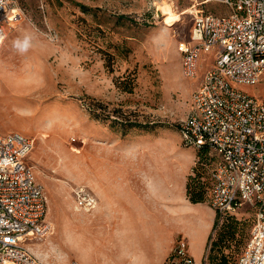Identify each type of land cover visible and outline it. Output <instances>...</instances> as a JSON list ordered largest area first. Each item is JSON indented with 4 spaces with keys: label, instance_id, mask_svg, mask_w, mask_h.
Masks as SVG:
<instances>
[{
    "label": "rangeland",
    "instance_id": "obj_1",
    "mask_svg": "<svg viewBox=\"0 0 264 264\" xmlns=\"http://www.w3.org/2000/svg\"><path fill=\"white\" fill-rule=\"evenodd\" d=\"M217 1L206 5L205 11L230 13L228 6ZM13 2L22 18L8 28L0 44V131H16L33 139L28 163L44 188L46 221L61 220V231L30 241L27 246L37 264H71V257L66 253L69 233L64 232L63 225L77 214L73 208L74 191L87 189L81 183V154L87 143L93 146L96 143L95 138L87 136V122L97 115L95 111L100 113L105 109V113L99 114L101 119H111L110 113L115 111L117 123L123 125L152 123L177 128L188 109L189 90L197 81V77L196 80L186 78L181 73L177 50L178 44L187 42L190 36L192 2ZM167 3L181 14V20L170 27H165L162 16V7ZM118 16L124 19L118 20ZM26 35L32 37L31 47L21 54L14 45ZM210 62L211 56L203 55L198 70ZM242 90L247 93L250 90L252 95L264 100V80ZM208 170L203 171L205 202ZM214 212L210 205L196 208L190 223H181L184 229H195L191 254L197 264H201L202 249L198 240L202 231L193 219L199 215L204 221ZM185 215H176V219H183ZM228 216L233 219L234 238L229 239L228 235L220 238L224 220H218L210 237L206 264H212L211 255L217 256L219 252L230 255L228 264H237L255 213L253 208L244 205Z\"/></svg>",
    "mask_w": 264,
    "mask_h": 264
},
{
    "label": "built area",
    "instance_id": "obj_2",
    "mask_svg": "<svg viewBox=\"0 0 264 264\" xmlns=\"http://www.w3.org/2000/svg\"><path fill=\"white\" fill-rule=\"evenodd\" d=\"M210 1L191 0L190 36L178 44L184 77L197 76L201 54L213 53L214 63L177 128L184 147L213 156L208 204L218 220L244 205L254 209L238 264H264V100L242 90L264 79V0H219L230 9L225 15L204 12ZM21 18L13 0H0V44ZM33 147L28 136L0 132V264H37L27 243L52 232L44 188L28 163ZM73 195L81 210L96 205L87 189ZM166 264H196L186 238L175 240Z\"/></svg>",
    "mask_w": 264,
    "mask_h": 264
},
{
    "label": "crops",
    "instance_id": "obj_3",
    "mask_svg": "<svg viewBox=\"0 0 264 264\" xmlns=\"http://www.w3.org/2000/svg\"><path fill=\"white\" fill-rule=\"evenodd\" d=\"M203 55H210L211 62L197 70L189 100L214 63L213 53L201 54L198 63ZM248 93L252 94L250 90ZM106 119L97 114L86 125L87 136L95 138L96 143H87L82 149L81 183L95 197L96 205L84 211L73 202L77 214L63 225L64 232L69 233L66 253L70 263L166 264L178 236L187 239L192 256L195 229H184L181 223H190L196 208L209 207L207 202L191 203L186 194L197 151L182 146L178 128L130 126ZM185 213L183 219H176V215ZM198 216L193 222L202 231L198 240L202 262L216 214L204 221ZM54 221L49 222L50 236L61 231V220Z\"/></svg>",
    "mask_w": 264,
    "mask_h": 264
},
{
    "label": "trees",
    "instance_id": "obj_4",
    "mask_svg": "<svg viewBox=\"0 0 264 264\" xmlns=\"http://www.w3.org/2000/svg\"><path fill=\"white\" fill-rule=\"evenodd\" d=\"M212 1L203 5L202 9L204 12H206L204 7L208 4H210ZM217 2H219L221 4L223 3L219 0ZM223 4H225V3H223ZM80 8L85 9L84 6H80ZM206 13H209V12H206ZM212 14H214V13H212ZM216 15H221V14H216ZM117 19L122 20V19H124V17L118 16ZM104 111H105V109L100 110L99 111L100 113H98L97 111H95V113L101 114V113H105ZM110 114H112L111 115L112 120H114V121L116 120V122L119 120L117 113H115V111H113ZM135 125L136 124H130V126H135ZM197 153H198L197 154V163H196V166L194 168L193 174L188 179L186 194H187L188 200L191 203H206L205 202L206 198L204 195L205 192H204V181H203L204 174H203V171L206 168H209L208 173H207V179L209 182L208 198H207V202H208L209 201V192H210L211 186H212V179H211L210 173H211V169H212L214 160H213V156L209 155L208 152L205 150L197 151ZM223 220H224V223L222 224V227L220 229V234H219L220 238H223V237H225V235H228L229 239H233L235 231H236L235 228L233 227V224H234L232 221L233 219L230 216H228V214H226V215H224L222 221ZM217 224H218V215H216V217H215L213 229L215 228V226ZM247 240H248V238H247ZM246 243H247V241H246ZM246 243H245V246H246ZM214 245H217V243H215ZM245 246L243 247L242 251L244 250ZM209 251H210V240L208 242V247H207V252H209ZM242 251L240 252V254L242 253ZM240 254H239V256H240ZM239 256H238V258H239ZM238 258H237V264H238ZM229 259H230V255L225 254L223 252H219L217 256L211 255V257H210L212 264H228ZM206 261H207V255H206Z\"/></svg>",
    "mask_w": 264,
    "mask_h": 264
},
{
    "label": "bare ground",
    "instance_id": "obj_5",
    "mask_svg": "<svg viewBox=\"0 0 264 264\" xmlns=\"http://www.w3.org/2000/svg\"><path fill=\"white\" fill-rule=\"evenodd\" d=\"M180 15L181 14L180 13H176L168 3L165 4V6L162 7V16H164L165 17V20H166V23L164 24L165 27H170L174 23H176L179 20H181L180 19ZM177 50H178V47H177ZM34 253L37 255V257H39L40 259H42V256L39 253V251L35 250Z\"/></svg>",
    "mask_w": 264,
    "mask_h": 264
},
{
    "label": "clouds",
    "instance_id": "obj_6",
    "mask_svg": "<svg viewBox=\"0 0 264 264\" xmlns=\"http://www.w3.org/2000/svg\"><path fill=\"white\" fill-rule=\"evenodd\" d=\"M31 39L30 35H26L22 40H17L14 46L21 54H24L31 47Z\"/></svg>",
    "mask_w": 264,
    "mask_h": 264
}]
</instances>
